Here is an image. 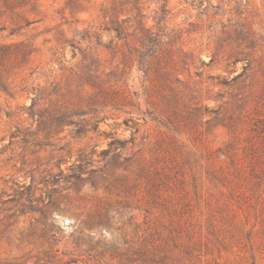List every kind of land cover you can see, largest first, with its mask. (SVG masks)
<instances>
[{"label":"rangeland","instance_id":"rangeland-1","mask_svg":"<svg viewBox=\"0 0 264 264\" xmlns=\"http://www.w3.org/2000/svg\"><path fill=\"white\" fill-rule=\"evenodd\" d=\"M0 264H264V0H0Z\"/></svg>","mask_w":264,"mask_h":264}]
</instances>
